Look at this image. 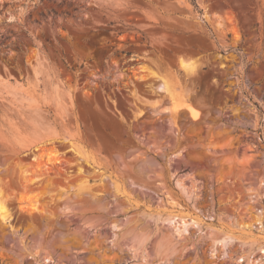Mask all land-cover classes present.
<instances>
[{"label": "rangeland", "instance_id": "rangeland-1", "mask_svg": "<svg viewBox=\"0 0 264 264\" xmlns=\"http://www.w3.org/2000/svg\"><path fill=\"white\" fill-rule=\"evenodd\" d=\"M0 188V264H264V0H0Z\"/></svg>", "mask_w": 264, "mask_h": 264}, {"label": "bare ground", "instance_id": "bare-ground-1", "mask_svg": "<svg viewBox=\"0 0 264 264\" xmlns=\"http://www.w3.org/2000/svg\"><path fill=\"white\" fill-rule=\"evenodd\" d=\"M161 80H162L161 84L165 86L167 92L171 95V98L173 99L174 98V89H173L172 83L165 78H162ZM36 155H37V157L33 160L34 163L30 162V164H26V167H25V169L23 167V170H25V171L29 170L30 174H35L37 176L36 169L39 168V165L41 164V160H43V159L49 160L51 158L56 157V152H55V149L53 147H48V148L40 149ZM38 170H37V172H38ZM29 173H28V175H29ZM29 176L30 177L25 176L26 178H24L23 186L21 188H19L18 190H16V192L18 193L19 198L22 202L27 203L28 205H30L32 207L38 208V206L41 205V201H40V195H41L40 190L41 189H40V187H39V189H40L39 190L38 188L34 189V188H31L28 186V182H29L30 178H32L33 175L32 176L29 175ZM33 177H35V176H33ZM9 194H10V192L8 190H6L4 188H0V217L3 220H9L8 218L10 217V212H9L10 210H9V207L7 204V201H8L7 197L9 196Z\"/></svg>", "mask_w": 264, "mask_h": 264}]
</instances>
